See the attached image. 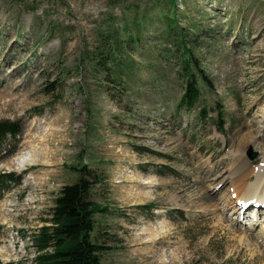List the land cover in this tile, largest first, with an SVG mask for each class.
Returning <instances> with one entry per match:
<instances>
[{
  "label": "rangeland",
  "instance_id": "1",
  "mask_svg": "<svg viewBox=\"0 0 264 264\" xmlns=\"http://www.w3.org/2000/svg\"><path fill=\"white\" fill-rule=\"evenodd\" d=\"M3 121L21 131L0 144V181L18 179L0 191V264H34L30 237L83 166L100 264H264V200L242 219L231 192H264V0H0Z\"/></svg>",
  "mask_w": 264,
  "mask_h": 264
},
{
  "label": "trees",
  "instance_id": "2",
  "mask_svg": "<svg viewBox=\"0 0 264 264\" xmlns=\"http://www.w3.org/2000/svg\"><path fill=\"white\" fill-rule=\"evenodd\" d=\"M151 1L155 7L171 6L173 8L178 0ZM166 21L169 28L168 35H170L174 32L176 25L174 14L172 13L170 19L166 17ZM182 33L180 30L172 36L175 40V49L182 56L183 71L189 76L185 83L184 94L178 103V109L192 110L198 102L199 93L195 85L196 81L192 80L191 71L198 67H193L195 63ZM128 37L130 40L133 38L131 35ZM113 44L118 47L116 40ZM112 56L113 51L109 49L102 61L98 58L94 60L95 68L99 70L105 67L108 60H113ZM20 131L21 128L17 122H0V144L7 137L17 136ZM74 170L78 172L76 182L62 188L54 201L48 223L30 237L36 251L34 264H100V256L107 250L98 245L93 238L94 214L103 213L104 210L94 205L89 199L92 187L100 181L85 166ZM1 179L4 181H0V191L6 188L5 182L18 181L13 174L4 175Z\"/></svg>",
  "mask_w": 264,
  "mask_h": 264
},
{
  "label": "bare ground",
  "instance_id": "3",
  "mask_svg": "<svg viewBox=\"0 0 264 264\" xmlns=\"http://www.w3.org/2000/svg\"><path fill=\"white\" fill-rule=\"evenodd\" d=\"M25 158H27V155L25 153H23L18 159L15 160L14 165L15 166H22L26 161ZM245 160L239 161L233 165V168L231 171V177L237 178L236 180L233 181L234 183H238L239 181L245 182L246 180H248L250 178V176L248 174H244V171L247 168V163ZM231 192L234 195V197L237 198L238 203H240L242 201H244V202L251 201L252 203H255V201L257 199H260V198H261V201L264 200V192L263 191L249 196V195H247V193L243 189L240 188V186H238V188L232 189ZM239 210L240 209L238 208L236 213L239 212Z\"/></svg>",
  "mask_w": 264,
  "mask_h": 264
}]
</instances>
